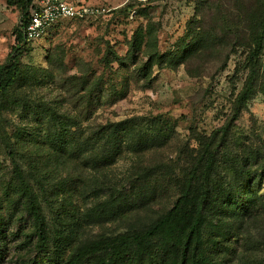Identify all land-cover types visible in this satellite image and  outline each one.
I'll use <instances>...</instances> for the list:
<instances>
[{
  "label": "rangeland",
  "instance_id": "rangeland-1",
  "mask_svg": "<svg viewBox=\"0 0 264 264\" xmlns=\"http://www.w3.org/2000/svg\"><path fill=\"white\" fill-rule=\"evenodd\" d=\"M67 1L102 12L61 20L42 39L27 42L21 61L30 74L21 92L28 105L47 104L69 116L76 140L87 138L102 124L131 116H162L176 131L166 145L143 155H125L97 171L56 151L34 119L6 111L0 121V219L10 225L0 234V264H67L77 246L145 228L171 207L178 189L156 182L157 194L123 217L95 221L88 214L109 198V186L129 188L143 167H168L166 172L173 168L169 180L174 184L175 172L181 174L200 154L206 138L232 123L248 75L245 59L251 33L264 10V0ZM13 2L18 3L0 0V63L16 44L15 30L21 24L19 0ZM114 53L124 57L125 64L116 61ZM260 63L254 90L231 124L229 145L219 149L216 177L221 183L233 179L227 167L236 159L244 174H260L263 168L251 148L264 143V52ZM99 78L105 84L101 90L95 88ZM89 87L95 88L94 102L102 95L90 112ZM19 127L32 133L24 135L14 157L40 195L47 231L44 249L24 200L15 193L14 160L5 145L3 129L11 136ZM254 188L264 196V177L258 176ZM226 218L227 224L219 227L221 219L212 215L203 227L206 246L216 259L263 264L264 204L251 216ZM223 230H228L225 238Z\"/></svg>",
  "mask_w": 264,
  "mask_h": 264
},
{
  "label": "trees",
  "instance_id": "trees-1",
  "mask_svg": "<svg viewBox=\"0 0 264 264\" xmlns=\"http://www.w3.org/2000/svg\"><path fill=\"white\" fill-rule=\"evenodd\" d=\"M32 0H19L22 10L21 24L16 28V44L6 58L0 63V121L6 111H17L25 119L32 118L43 126L42 137L60 153H69L83 161L89 169L97 171L116 164L125 155H140L166 145L175 133V128L162 116H131L117 121L102 124L93 134L82 140H76L72 133L70 117L55 108L44 104H29L22 96L21 89L29 81V70L23 66L21 57L27 42L25 26ZM12 3L13 0H10ZM137 43L132 44L133 55L137 52ZM264 52V10L254 23L251 33V44L245 59L248 75L238 97L232 123L239 118L241 107L249 100L258 78L260 61ZM116 61L125 64V58L114 53ZM111 60H107L110 65ZM148 64H145L146 71ZM103 78H99L96 89L104 87ZM89 82L86 83V88ZM101 86V87H100ZM88 89L89 112L94 103L101 101V94L95 98ZM231 122L215 130L206 138L200 154L193 158L181 173L175 172V183L169 180L174 169L168 172L157 166H146L137 174L129 188L123 189L109 186L110 196L100 201L88 213L90 218L99 221L102 218L123 217L128 211L144 205L148 199L157 194L156 182H164L175 186L178 193L171 207L156 216L145 228L122 232L113 236L88 241L77 246L70 254L67 264H225L216 259L203 238V227L212 215L221 219L217 225H226V217L251 216L252 211L264 204V196L254 188L256 179L264 177V143L262 147L251 148L258 161L263 162L260 174L248 172L244 174L242 162L237 159L228 162V175L232 180L221 183L216 177L220 167V147L229 145L228 133ZM27 128H16L10 136L3 129L5 145L14 160L13 177L15 193L24 200L25 209L31 216L38 234L40 247L47 245L46 219L42 209L40 195L27 177L24 168L15 160V152ZM32 135V133H29ZM29 136V135H28ZM245 161V160H244ZM246 159V164L248 163ZM161 170V171H160ZM163 180L158 181L160 173ZM132 178V176H131ZM38 181V180H36ZM240 185L239 188L235 185ZM248 189V190H247ZM248 191L247 198L243 193ZM247 194V193H246ZM98 208V210H96ZM8 223L0 219V234ZM223 238L228 230L220 232ZM216 242L215 244H217ZM1 255V254H0ZM1 259V256H0ZM264 264V262H263Z\"/></svg>",
  "mask_w": 264,
  "mask_h": 264
},
{
  "label": "built area",
  "instance_id": "built-area-1",
  "mask_svg": "<svg viewBox=\"0 0 264 264\" xmlns=\"http://www.w3.org/2000/svg\"><path fill=\"white\" fill-rule=\"evenodd\" d=\"M102 9L67 0H37L29 7L25 37L29 42L42 39L51 26L64 19H86L99 15Z\"/></svg>",
  "mask_w": 264,
  "mask_h": 264
}]
</instances>
